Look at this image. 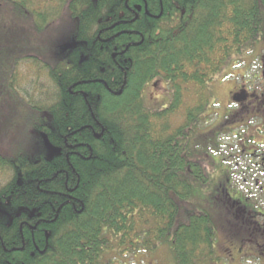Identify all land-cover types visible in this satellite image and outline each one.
<instances>
[{
	"label": "trees",
	"instance_id": "obj_1",
	"mask_svg": "<svg viewBox=\"0 0 264 264\" xmlns=\"http://www.w3.org/2000/svg\"><path fill=\"white\" fill-rule=\"evenodd\" d=\"M262 40L264 0H0V264H114L165 244L175 264L212 258L217 222L194 200H226L231 222L229 187L215 191L231 170L217 134L208 150L196 136L213 79ZM157 80L170 98L149 108ZM15 132L49 147L4 149Z\"/></svg>",
	"mask_w": 264,
	"mask_h": 264
},
{
	"label": "rangeland",
	"instance_id": "obj_2",
	"mask_svg": "<svg viewBox=\"0 0 264 264\" xmlns=\"http://www.w3.org/2000/svg\"><path fill=\"white\" fill-rule=\"evenodd\" d=\"M263 48H264V40H262L261 43L256 44L252 50H249L248 52H246L241 57L240 62L238 61V59H236V57H233L234 60L229 64L225 72H223L222 74H219L213 79L212 82L214 84L211 85L209 88V90H211L213 94L211 105L209 107V110L211 111L209 112L210 113L209 116L205 117L201 121L200 131L198 132L196 136V140H199V143L203 144L204 150L209 149L208 144L204 143L205 142L204 140L212 139V137L220 133L221 130L223 132L225 131V129L216 128L215 125L217 124L219 118L224 119V116L226 115L225 108L229 101L228 92L232 90V83L235 82V78H237L239 82H241L243 80L241 76H245L244 79L246 81H249L248 78L250 79L252 74L254 73V71L248 72L249 66L255 60V58L260 56V53L264 50ZM237 66H240V67L234 69V67H237ZM30 67L31 65H26V64L22 65L23 72L26 74V76L29 73L34 72L33 71L34 67L33 68L32 67L30 68ZM35 78H36L35 75H32L30 78L26 77V79L24 80V82L21 83L19 88L22 90L28 89V90H31L32 92H36V88L34 87L35 85L34 82L45 84L46 81H45V76L43 74L39 77L38 81ZM222 81H225L224 85H219L218 82H222ZM169 88L170 87L169 86L167 87L166 82L161 81V80H157L151 83L144 91L145 104L149 108H158L162 106L163 104H165V102L169 101V98H170V95L168 94ZM191 89H193L192 86H191ZM187 96H188L187 100H189V102L192 101V103H194V97H193L192 91ZM183 122H184V118H183V115H181L179 117H174L172 119L171 124L173 127H178L182 125ZM18 125H19V129L17 130V132L23 133L27 131V128H25L24 122L18 123ZM243 131H244V128L240 130L239 132L240 135L238 134L237 136H241L243 134L242 133ZM15 134L16 132L13 134L11 139L5 138L6 144L3 146L4 149L10 148V146H11V150H14L15 148H19V145L17 143L18 140L21 141L22 143L21 148H23L21 150H24V151H25L24 148L27 147V151L42 153L44 148L49 147V145L46 142L40 139H36L31 134L27 135L25 139H21L22 135L14 138ZM214 138L215 137H213V139ZM217 142H218L217 144L220 145L221 148L216 151H213L215 152V156L221 157L225 159V161H229L231 159L230 156L232 155L233 156L232 162H235V159L240 157L241 154L237 151V149H235L233 152L231 149V147L235 148L237 144L236 139H234L233 134H227L224 132L222 137H219V136L217 137ZM52 156H53L52 153L50 152L47 153L48 158H51ZM239 169L241 168H234L235 172H238ZM3 178L6 179V175L0 172V184L4 181ZM222 179L223 181L221 180V178L220 180L218 179L219 183H217V188L215 190L219 194L223 195V191H221L222 187L223 189H227V187H230V183H231L236 189L241 190L245 195H247L246 189L251 190L253 193L250 194L248 198L249 199L251 198L252 202L257 203L258 205H262L264 203L263 197H261L260 195H257V191L252 182L251 184L250 182L244 183L242 180L235 178L232 182L228 183V186H227V181H225L227 178L222 177ZM260 181H261V184L264 185V178H261ZM208 190L209 188L200 190V191L202 192V195L204 194V197H207ZM194 194H195L194 197L196 196L200 198L201 200L203 199L202 195L200 197L199 194H197V190H194ZM255 196L257 197L254 198ZM194 201L195 203H197V205L200 206V208L209 210L217 222L216 226H217L218 234H217V239H216L215 248H214V255L212 256V258L208 257L209 259L207 260L206 258L204 259L203 254H198L199 255L198 259H200V261L204 260L203 262L201 261V264H262L261 263L262 260L257 261L251 257L250 259L240 258V256L243 257L245 253H247L249 256L250 254L254 255L256 252V248L253 246L254 242H250V240H247L253 236L250 232L244 233L241 230V228L239 229V226L237 227V225H234L233 231L237 230V232L240 233V236L238 237L235 236L237 238H233L234 239L233 241L228 240L227 230L223 226H221V223H224V219H223L224 217L223 213L225 211L224 205L228 206L225 204L226 200L225 202H222L217 199L216 201H214L213 207L209 205L208 201L207 202H202V201L200 202L199 200H194ZM0 217L6 219L7 222L12 221V216H10L9 209L7 208L6 204L2 201H0ZM232 237L233 236H231V238ZM243 238L246 240L244 246L242 242ZM262 243H261V248L264 251V244ZM242 246H243V249L241 251ZM228 249L231 250V254H232V257L230 258H227L224 255V252L226 254L229 253ZM155 251H156L155 256L151 254H144L141 258L132 257V254L130 253L128 255H125V254L115 255L114 253H110L108 257L116 258L114 264H175L172 251L170 250V247L168 244H165L163 246L160 245ZM244 258L246 257L244 256Z\"/></svg>",
	"mask_w": 264,
	"mask_h": 264
},
{
	"label": "flooded vegetation",
	"instance_id": "obj_3",
	"mask_svg": "<svg viewBox=\"0 0 264 264\" xmlns=\"http://www.w3.org/2000/svg\"><path fill=\"white\" fill-rule=\"evenodd\" d=\"M241 57L238 59L239 62ZM239 67L240 66L234 67V69ZM252 71H254V73L250 79L248 78L249 81L244 79L245 76H241L243 79L241 82L235 78V82L232 83V90L228 92L229 101L225 108L226 115L224 119L219 118L215 126L219 129H225L224 132L227 134H233L237 144L235 148L231 147L232 152L237 149L241 154L240 157L235 159V162H232V155L229 161H225V159L220 157L231 170V176H229L227 183L232 182L235 178L242 180L244 183L250 182L251 184L252 182L257 191V195H260L264 199V185H262L260 181L261 178H264V50L260 53V56L255 58L250 64L248 72ZM224 82L225 81L218 83L219 85H224ZM213 84L212 82L211 85ZM222 123L224 124L221 126ZM243 128V134L237 136ZM224 132L221 130L216 136L222 137ZM234 168L241 169L235 172ZM246 192L247 195L241 190L236 189L233 184L230 183L228 197L234 204L232 208L234 211L232 213L233 219L230 220L231 222L227 221L225 223L227 226L225 225L223 227L227 230L229 241H233V238L240 236L237 230L233 231V226L237 225L244 233L250 232L254 237L256 235L258 236V233H260L262 235L261 240L264 242V203L258 205L252 202L251 198L249 199L248 196L253 192L249 189H246ZM256 197L257 196L254 198ZM253 214L255 215L256 222L251 223L246 219L252 217ZM256 230L258 231L257 233H255ZM231 236L233 237L231 238ZM253 236L251 239H254ZM251 241L253 240H250V242ZM242 242L244 246L246 240H242ZM260 250L263 249L261 248ZM228 251L229 253L226 254L224 252V255L230 258L232 257L231 250L228 249ZM256 254L258 253L255 252L254 255L250 254L248 256V254L245 253L244 256L246 258H244V256H240V258L250 259V257L254 258Z\"/></svg>",
	"mask_w": 264,
	"mask_h": 264
},
{
	"label": "water",
	"instance_id": "obj_4",
	"mask_svg": "<svg viewBox=\"0 0 264 264\" xmlns=\"http://www.w3.org/2000/svg\"><path fill=\"white\" fill-rule=\"evenodd\" d=\"M47 236H48V234H47Z\"/></svg>",
	"mask_w": 264,
	"mask_h": 264
}]
</instances>
